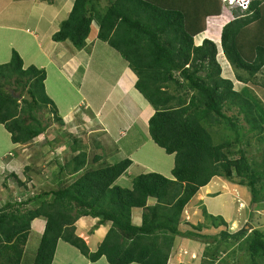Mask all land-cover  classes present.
<instances>
[{
  "label": "trees",
  "instance_id": "16d2710c",
  "mask_svg": "<svg viewBox=\"0 0 264 264\" xmlns=\"http://www.w3.org/2000/svg\"><path fill=\"white\" fill-rule=\"evenodd\" d=\"M72 4L53 32V41L69 42L77 53L91 52L87 39L93 23L98 26L96 39L114 48L122 57L116 60L126 63L137 77L135 88L153 109L147 122L151 139L174 156V167L171 177L150 171L124 187L119 181L132 166L131 158L89 169L106 155L95 156L89 164L88 152L75 140L72 151L77 154L65 165L56 160L55 187L34 192L28 182L18 179L26 198L0 204V264H23L37 219L45 220V229L32 264H53L60 241L92 262L105 257L109 264H170L178 236L212 240L202 264H235L237 260L225 250L244 235L243 264H264L263 228L243 227L233 234L223 229L214 235L179 228L186 206L215 178L241 186L248 204L264 206V103L258 92L264 87L259 80L264 68V0H253L243 11L246 14L223 29L221 45L233 78L223 75L214 41L196 42L205 31L206 17L221 13L220 0H73ZM214 40L219 44L217 37ZM11 56L0 64V125L9 132L11 144H26L46 137L53 122L63 125L64 114L47 93L49 71L41 66L44 61L26 65L16 50ZM246 139L247 146L256 145L255 153L246 148ZM4 148L0 142V151ZM66 175L78 177L69 183ZM10 176L18 177L15 172ZM136 210H142L141 225L136 224ZM204 212L212 225L199 223L195 226L199 231L227 225L221 214ZM86 217L98 221L93 229L110 224L95 252L76 234V223Z\"/></svg>",
  "mask_w": 264,
  "mask_h": 264
},
{
  "label": "rangeland",
  "instance_id": "374dc122",
  "mask_svg": "<svg viewBox=\"0 0 264 264\" xmlns=\"http://www.w3.org/2000/svg\"><path fill=\"white\" fill-rule=\"evenodd\" d=\"M72 2L73 0H0V25L8 22L11 18L9 22L13 20L15 27L21 24L20 27L29 29V35L24 34L28 42L27 51L24 53L26 56H22L21 52L13 45L11 47L9 41L7 42L8 47H6L7 52L11 47V50L18 51L23 59L38 58L39 55H36L35 51H38L39 43L46 52L39 56V58H43L41 62L53 61L52 57H54L56 65L60 69H62L61 66H64V69L60 71H51L50 80H47V93L65 114L63 125L53 122L46 131V137L42 136V138L26 144H11L9 132L3 125H0V141L5 147L0 151V154L2 152L7 154L0 156V204L15 198H26L22 194L23 187L19 185L18 179L28 182L29 188L34 192H41L46 187H48L47 189L55 187L57 183L53 178L57 174L58 161L65 165L67 160L77 154L72 151V147L76 144L75 140H77L80 149H85L88 152L89 164L92 163L95 156L106 155V158L91 164L89 169L100 167L106 161L107 163H117L131 158L132 166L119 181L124 187H130L135 177L150 171L171 177L174 156L168 155L151 139L147 122L153 114V109L136 90L137 77L131 73H127L125 75L127 77L121 76L124 62L116 60V58H122L120 54L109 44L97 40L92 35L87 39L88 48H92L91 52L86 49L77 53L69 42L56 43L53 41L54 28L56 30L67 18L68 11L71 10L70 5H73ZM4 8L5 13H2ZM53 19L54 21H52ZM96 29L98 30V26L93 23L91 33H95ZM0 32L11 33L9 27ZM14 33L18 34V31ZM22 38L23 35L20 31L19 40ZM203 38L200 35L197 41L200 43ZM0 43L3 42L0 40ZM94 43L96 44L94 45ZM18 47H21L20 41H18ZM1 48L0 64H4L9 62L12 56L11 51L9 55L5 51H1ZM220 54H222V50L219 51L218 58L223 64L222 59L225 57L224 55L219 56ZM46 56L51 58H46ZM57 56L60 57V60ZM88 58L89 61L86 65L85 60ZM41 62L31 64L40 65ZM26 64H28L27 60ZM80 66L81 69H78ZM259 80L264 86V68L259 75ZM237 87L244 88V84L239 83ZM258 92L264 103V87H258ZM129 107L133 111L132 114L124 112V108ZM258 113L261 115L260 110ZM247 140L244 142L245 145ZM59 141L63 142L59 143ZM252 145L253 147L246 145L251 154L257 151L254 142ZM115 150H117L116 153ZM11 152L13 156L10 155ZM12 172H15L18 177H11ZM78 175H66L64 178L70 183L75 181ZM29 178L32 179L28 180ZM212 181L201 188L184 209V216L179 226L182 232L192 231L200 232L201 235H214L223 229L230 234L238 232L243 227L250 230L253 228L264 229V206L256 207L248 204L243 196L242 187L237 184L221 178H215ZM236 188L237 190H235ZM247 190L249 194L250 191ZM249 197L250 195L248 199ZM155 202L151 201L150 203L154 204ZM205 209L214 215L221 214L227 221V225L217 229L210 227V229L199 231L195 227L199 223H203V226L206 227L212 225L211 221H207ZM141 215L142 210H136L134 213L138 225L142 223ZM40 220L33 223L34 230L26 247L23 264H32L34 260L35 252L33 254V251L41 238L38 223L45 224V220ZM87 220L88 218H81L80 223L77 222L76 234L85 240L92 252H95L103 240L96 242V236L93 234L104 238L108 231L107 225L110 226V224L99 226L97 229H93L95 225L91 224L87 229L86 226L89 223ZM94 222L97 224V221ZM90 231H94L91 238ZM245 237L246 235L240 241L227 244L229 248L225 252L230 254L231 259L237 260L235 264H243L246 260V250L242 248ZM209 241L212 240L205 241L200 237L190 239L178 236L169 263L202 264L203 252ZM73 248L77 250V248Z\"/></svg>",
  "mask_w": 264,
  "mask_h": 264
},
{
  "label": "crops",
  "instance_id": "0c3cea01",
  "mask_svg": "<svg viewBox=\"0 0 264 264\" xmlns=\"http://www.w3.org/2000/svg\"><path fill=\"white\" fill-rule=\"evenodd\" d=\"M72 8V5H70V9ZM70 11V10H69ZM68 11V12H69ZM2 13H5V8L1 11ZM15 16V15H14ZM13 16V17H14ZM11 19V18H10ZM9 19V20H10ZM8 20V22H9ZM54 21V19L52 20ZM6 22V23H3L0 25V31H4L6 30V28H10V31L11 33L8 34V33H4V32H0V40L3 42L2 44L0 43V47L1 48V51H5L7 54L10 55V51H11V55H12V50H11V47L12 45L17 48L22 56H26L24 53L27 51V48H28V42H27V39L26 37L24 36V34H28L29 35V32H28V28H24V27H20L21 24H18L16 27H15V22L12 20L11 22ZM55 26V24H54ZM18 31V34H15L14 32L15 31ZM57 30V29H56ZM21 31L22 35H23V38L21 40H19V32ZM54 31H55V28H54ZM53 31V32H54ZM92 36H94V38L97 37V29L95 30V33L91 34ZM208 36H211V38H214V37H217L214 36V33L213 32H209L207 33ZM35 36L37 37V35L35 34ZM14 38V39H13ZM9 41L10 43V50L7 52V49L6 47H8L7 45V42ZM18 41H20L21 43V47L19 48L18 47ZM95 41V40H94ZM38 43V42H37ZM96 44V43H94ZM47 51V50H46ZM53 52V51H52ZM51 52V53H52ZM41 53H45L46 52L40 47L39 43H38V51H35V54L36 55H41ZM34 54V55H35ZM48 54V53H47ZM24 58L25 59V64H26V60L28 62V64L26 65H29L33 62H39V61H42L43 58ZM58 59L60 60V57L57 56ZM46 58H51L49 56H46ZM72 58H75V57H72ZM53 61L52 60H49L47 61L46 63H43L41 64V66H45L48 68V80H50V74H51V71L53 70H62L64 69V66H61L62 69H60L56 64L57 62H55L54 60V57H52ZM57 59V58H56ZM57 61V60H56ZM224 63L222 64V67H223V75L225 77H229V78H233V75H232V70H231V67H229L230 65L228 64V62L224 59ZM45 62V61H44ZM229 65V66H228ZM228 73H227V72ZM127 73H131V75L135 76L134 73L128 68L127 64L124 63V70H123V73L121 74V76H125ZM120 76V78H121ZM127 77V76H125ZM237 84H239V82H237ZM46 86H47V81H46ZM124 112L125 113H130L132 114L133 111L129 108H124ZM65 115V114H64ZM2 143V141H0ZM213 182V181H212ZM237 189V188H236ZM235 189V190H236ZM87 218V217H86ZM81 220V219H80ZM80 220L78 221L80 223ZM38 221V220H37ZM94 221H97L96 219H92V218H88L87 222H89L87 224L86 227H88L87 229L90 228V225L93 224V225H96V223ZM98 222V221H97ZM38 225L40 226L39 229H40V232H43L44 230V224H40L38 223ZM108 226V230L110 228L109 225ZM42 228V229H41ZM93 228V227H91ZM38 229V230H39ZM86 229V231H87ZM42 230V231H41ZM89 232V231H87ZM85 234V232H83ZM90 238H91V234H89ZM93 236H96V242H99V241H102L103 238L102 237H99L97 234H93ZM53 264H109L108 261L105 259V258H101L100 260H98L97 262H91L90 260H88L85 256H83L79 251L78 249L75 250L73 247H71L68 243H65L63 241H60L59 244H58V247H57V251H56V254H55V257H54V261H53Z\"/></svg>",
  "mask_w": 264,
  "mask_h": 264
},
{
  "label": "clouds",
  "instance_id": "9594fccd",
  "mask_svg": "<svg viewBox=\"0 0 264 264\" xmlns=\"http://www.w3.org/2000/svg\"><path fill=\"white\" fill-rule=\"evenodd\" d=\"M236 1V0H235ZM235 1L233 3H229V0H220L221 2V6H222V9H221V13L218 14V15H211V16H208L206 17L205 19V31L201 34L204 39H210L212 41H214L217 45H218V42L214 40V38H211V36H208L207 35V25L212 23H217L216 21H219L221 18H222V13H227L228 16H227V22L224 24V27L222 28L221 32H220V38L218 39V31L217 29L215 28V30L213 31L214 32V36L217 35V39L220 40L219 41V45H218V50L221 51L222 50V54L224 55L223 53V49H222V45H221V39H222V33H223V29L228 25L230 24L231 22L235 21L237 18L241 17L242 15L246 14L244 12H242L240 9L237 8V3H235ZM251 1L253 0H250L249 2V6L251 5ZM248 10V9H247ZM245 10V11H247ZM92 34V33H91ZM90 34V35H91ZM200 36V35H199ZM199 36L196 38V42L197 44H201L203 42H198L197 39H199ZM219 53V52H218ZM222 54H220L219 56H221ZM226 60V58H224ZM224 59H222L224 61ZM227 61V60H226ZM225 62V61H224ZM228 62V61H227ZM229 64V62H228ZM133 161V160H132ZM37 220H40V219H37ZM36 220V221H37ZM41 221V220H40ZM77 224V223H76ZM44 229H45V224H44ZM33 230H34V225H33ZM44 232V230H43ZM43 232L40 233V236L43 234ZM107 260V259H106ZM92 262V261H91Z\"/></svg>",
  "mask_w": 264,
  "mask_h": 264
},
{
  "label": "bare ground",
  "instance_id": "6f19581e",
  "mask_svg": "<svg viewBox=\"0 0 264 264\" xmlns=\"http://www.w3.org/2000/svg\"><path fill=\"white\" fill-rule=\"evenodd\" d=\"M235 3H239V0H236ZM227 16H228V14L223 12L222 13V18L219 21H216L217 23H214V24L210 23V24L207 25V28H208L207 32L208 33L209 32H213L215 30V28H216L217 31H218V39H219L220 38L219 37L220 36V32H221L222 28L224 27V24L227 22Z\"/></svg>",
  "mask_w": 264,
  "mask_h": 264
},
{
  "label": "built area",
  "instance_id": "2783aa9c",
  "mask_svg": "<svg viewBox=\"0 0 264 264\" xmlns=\"http://www.w3.org/2000/svg\"><path fill=\"white\" fill-rule=\"evenodd\" d=\"M235 0H229V3H233ZM249 2L250 0H239V3H237V8L241 11H245L249 8Z\"/></svg>",
  "mask_w": 264,
  "mask_h": 264
}]
</instances>
